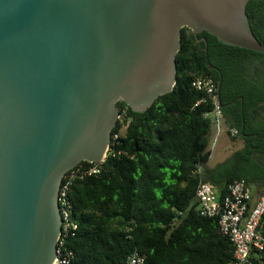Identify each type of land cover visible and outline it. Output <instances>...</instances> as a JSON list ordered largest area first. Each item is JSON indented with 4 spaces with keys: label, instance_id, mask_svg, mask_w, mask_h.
Masks as SVG:
<instances>
[{
    "label": "water",
    "instance_id": "obj_1",
    "mask_svg": "<svg viewBox=\"0 0 264 264\" xmlns=\"http://www.w3.org/2000/svg\"><path fill=\"white\" fill-rule=\"evenodd\" d=\"M248 2L0 0V264L54 262L64 175L104 161L120 100L173 91L184 27L264 54Z\"/></svg>",
    "mask_w": 264,
    "mask_h": 264
},
{
    "label": "trees",
    "instance_id": "obj_2",
    "mask_svg": "<svg viewBox=\"0 0 264 264\" xmlns=\"http://www.w3.org/2000/svg\"><path fill=\"white\" fill-rule=\"evenodd\" d=\"M247 14L256 38L264 43V0H249ZM198 41L186 27L176 56L177 83L146 111L134 112L124 101L112 134L121 132L115 153H109L98 173L77 177L68 189L72 218L78 228L66 239L73 252L70 264H125L134 250L145 264H229L233 245L219 231L218 218L202 216L196 196L200 180L221 189L242 178L252 193L264 188V54L222 43L203 32ZM248 71L243 73L242 67ZM249 78L246 80L245 75ZM210 75L217 84L235 87L252 136L241 149L215 166L209 165L214 132L208 101L193 81ZM222 93V102L230 103ZM243 112V113H242ZM228 128L241 126L225 112ZM259 121L256 125L255 122ZM228 136H232L227 130ZM256 134L258 135L256 137ZM99 163L81 161L74 169ZM260 230L264 235V216ZM264 261V249L253 250L249 264Z\"/></svg>",
    "mask_w": 264,
    "mask_h": 264
},
{
    "label": "built area",
    "instance_id": "obj_3",
    "mask_svg": "<svg viewBox=\"0 0 264 264\" xmlns=\"http://www.w3.org/2000/svg\"><path fill=\"white\" fill-rule=\"evenodd\" d=\"M193 86L203 93L202 99L195 106L205 101H208L210 105V111L205 113V117H211L213 121L214 132L211 148L214 149L223 125L226 127V131H230L232 136H235L237 131L228 128L225 124L217 91L218 84L214 78L210 75L199 76L193 81ZM120 136L121 132L112 134L106 157L109 153H115V146ZM104 161L89 169L73 168L64 175L59 197L62 233L57 244V257L52 264H70L74 257L73 252L65 247L66 239L73 235L78 228L77 223L72 218V204L67 197L69 187L79 176L98 173L101 167L100 164ZM196 196L199 202V213L205 217H217L219 231L222 235L228 237L233 245V260L229 264H249L251 252L264 249V235L260 230L264 216V188L254 206H251V187L242 178H236L228 183L221 199H219L215 184L202 179L197 186ZM145 261L146 256L138 250H134L127 257L125 264H145ZM259 264H264V261Z\"/></svg>",
    "mask_w": 264,
    "mask_h": 264
},
{
    "label": "flooded vegetation",
    "instance_id": "obj_4",
    "mask_svg": "<svg viewBox=\"0 0 264 264\" xmlns=\"http://www.w3.org/2000/svg\"><path fill=\"white\" fill-rule=\"evenodd\" d=\"M197 38H198L199 42L205 41L206 46H207V40L205 37H200L198 35ZM242 69H243V73H246V71H248V69L246 67H244V65H243ZM248 78H249V76L246 74L245 79L247 80ZM217 91H218V96L221 99L222 111L225 112L233 121H236V123H239L241 126V130L239 131V133H240L239 136L242 139L243 146H244L245 139H248L249 137H251L252 134L248 133V130H246V123L247 122H246L245 116H242L241 118H237L235 115V111L238 110V108L243 109V102L238 103V101H240V99L242 100V97L236 96L235 87H233V85L225 84L224 88H222V75H221V79H220L218 87H217ZM222 93L225 94L226 96H230L231 98H233V100L230 103H223L222 102ZM255 124L258 125L259 121H256ZM257 136L258 135L256 134V137Z\"/></svg>",
    "mask_w": 264,
    "mask_h": 264
},
{
    "label": "rangeland",
    "instance_id": "obj_5",
    "mask_svg": "<svg viewBox=\"0 0 264 264\" xmlns=\"http://www.w3.org/2000/svg\"><path fill=\"white\" fill-rule=\"evenodd\" d=\"M243 142L240 136L236 135L235 138L228 136L226 133V127L223 125L220 137L216 143L211 158L209 160L210 166H215L218 163L227 159L234 151L241 149Z\"/></svg>",
    "mask_w": 264,
    "mask_h": 264
},
{
    "label": "crops",
    "instance_id": "obj_6",
    "mask_svg": "<svg viewBox=\"0 0 264 264\" xmlns=\"http://www.w3.org/2000/svg\"><path fill=\"white\" fill-rule=\"evenodd\" d=\"M217 190H218V194H220L221 189L218 187ZM261 191L259 190V191L252 193L251 206H254L256 204V202L258 201L259 196L261 194Z\"/></svg>",
    "mask_w": 264,
    "mask_h": 264
}]
</instances>
